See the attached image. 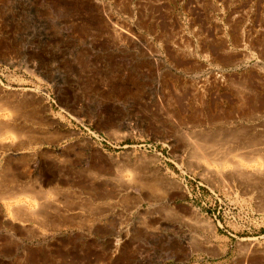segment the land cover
Wrapping results in <instances>:
<instances>
[{"label": "rangeland", "instance_id": "374dc122", "mask_svg": "<svg viewBox=\"0 0 264 264\" xmlns=\"http://www.w3.org/2000/svg\"><path fill=\"white\" fill-rule=\"evenodd\" d=\"M10 119L0 264H264V0H0Z\"/></svg>", "mask_w": 264, "mask_h": 264}, {"label": "bare ground", "instance_id": "6f19581e", "mask_svg": "<svg viewBox=\"0 0 264 264\" xmlns=\"http://www.w3.org/2000/svg\"><path fill=\"white\" fill-rule=\"evenodd\" d=\"M7 120V119H6ZM11 120H13V119H10V121L8 120V122H6V123H4V124H1L0 125V127L1 128H10V127H12L13 125H14V120L13 121H11ZM13 128V127H12ZM8 131V130H7ZM12 131V130H11ZM6 133V132H5ZM35 143V142H34ZM246 151V150H245ZM249 152V151H248ZM212 153H214V152H212ZM211 153V154H212ZM250 153H252V152H250ZM14 154H18V152H14ZM215 156H216V154H214ZM213 155V156H214ZM212 157V156H211ZM194 161V160H193ZM235 161V160H234ZM232 162H233V160H232ZM238 162V161H237ZM52 166V165H51ZM54 166V165H53ZM229 167V166H228ZM232 171L235 173V176L237 177H242L243 175H245L244 174V168L240 165V164H234V166L232 165ZM51 168V167H50ZM55 168H57V167H55ZM209 169V168H208ZM211 169V168H210ZM230 169V168H229ZM59 170V169H58ZM212 171L211 172H213V174L215 175V176H217V177H222L223 175H225L226 174V172H228L225 168H219V169H216V167H215V169L213 168V169H211ZM256 170V169H255ZM208 171V170H207ZM257 172V171H256ZM263 172V171H262ZM261 172V173H262ZM264 173V172H263ZM56 174V173H55ZM47 179V178H46ZM49 179V178H48ZM245 179V178H244ZM223 180H225V178L223 179ZM234 180V179H233ZM239 181H240V179H238ZM262 180V179H261ZM252 181V180H251ZM246 185V184H245ZM124 187V186H123ZM123 187H121V188H123ZM124 189V188H123ZM119 190V189H118ZM120 190H122V189H120ZM21 206V205H20ZM33 214H34V212H33Z\"/></svg>", "mask_w": 264, "mask_h": 264}]
</instances>
